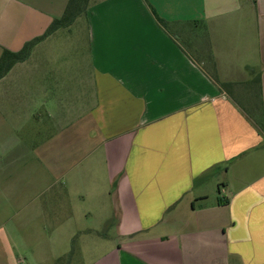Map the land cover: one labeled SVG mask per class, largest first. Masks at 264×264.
<instances>
[{"label": "crops", "instance_id": "crops-1", "mask_svg": "<svg viewBox=\"0 0 264 264\" xmlns=\"http://www.w3.org/2000/svg\"><path fill=\"white\" fill-rule=\"evenodd\" d=\"M54 17L49 0H0V49ZM77 22L79 69L56 73L61 28L0 79L5 264L23 263L26 225L56 259L77 231L99 237L85 264H264V0H90ZM92 216L116 236L76 227Z\"/></svg>", "mask_w": 264, "mask_h": 264}, {"label": "rangeland", "instance_id": "rangeland-1", "mask_svg": "<svg viewBox=\"0 0 264 264\" xmlns=\"http://www.w3.org/2000/svg\"><path fill=\"white\" fill-rule=\"evenodd\" d=\"M49 3H51V10L53 15H55L54 18H60L64 13L68 0H63V2H61V5L59 0H49ZM77 25L78 22L74 24L72 23L67 27H62V28H71L72 32L70 34H67L66 36L67 38H65V40L67 39L66 41L68 42L69 45L66 47L67 56L63 55V50H62L59 55L60 58H58V60L55 63L56 73L63 74L70 68H74L75 70H77L79 69V66L81 65L83 66L84 64L83 60L85 54H84V45H82L84 44V35L81 31L83 25L82 24H79L78 26ZM195 31H194L195 34L202 33L201 31H197V32ZM188 35L189 33L186 34L188 38L185 35H183L182 39L185 45L187 46V48L191 50L194 45V40L192 41V38H190L191 39L190 40ZM2 50L0 49L1 51L0 56L2 54ZM40 73L41 74L45 73V69H43ZM254 102H256L255 105L253 106L255 107V109L252 108V105L250 106L246 104V106L249 107V112L251 113L252 117L256 118L257 116L260 118V114H261L260 101L258 99L253 100L252 104H254ZM2 127H3V122H2V116L0 115V147L2 146L3 142L9 139L7 131L10 132V130L4 129ZM13 132L14 130H11V133ZM28 132H30V130L19 129L16 130L15 133L17 138L25 141L27 139L26 136H28L27 135ZM90 200L87 201V208L88 209L89 208L91 209V207L97 208L94 203L91 204L93 201ZM93 212H96V214L98 213V211L96 210H93ZM94 218H95L94 216L88 217L86 221L87 224L76 227H79L80 229L96 228L97 231L100 232L101 236L103 235H107L109 237L116 236V232H115L116 225H113V223L116 221L114 218L110 219L109 220L110 222L107 225L97 224L96 222H94L95 220ZM9 227L13 229L15 226L12 225ZM17 228H18L17 230L22 229L21 226H17ZM81 234L82 232L77 231V233L74 235V237L70 242L71 244L70 249L67 251V253L64 254L63 257L56 259V258H52L53 257L52 251L49 247L40 246V248L36 249V245L38 244V242L42 240L38 237V235H35V233H33V226L26 225L23 228V240L21 239L20 241H17L14 238V236L17 237V235L12 233L13 236L11 243L12 245L16 244L15 249H17L15 250L12 246V250L14 254H16L18 257L20 256L21 260H23L22 264H68V263L85 264L87 261L92 260L101 254V251L104 248V244H102L99 241V237H96L94 234H90V233L86 235L87 237L84 238L83 240H79V235ZM82 235L84 237V234ZM22 246L23 248L21 249ZM5 262H6V258L0 257V264H5Z\"/></svg>", "mask_w": 264, "mask_h": 264}, {"label": "trees", "instance_id": "trees-1", "mask_svg": "<svg viewBox=\"0 0 264 264\" xmlns=\"http://www.w3.org/2000/svg\"><path fill=\"white\" fill-rule=\"evenodd\" d=\"M89 1L90 0H68L63 15L60 18L52 19V21L49 23V25L46 27V29L41 35L36 36L30 39L29 41L25 42L22 48L18 51H10L8 49H3L2 54L0 56V79L9 71V69L15 63L25 60L28 57L32 47L36 43L46 38L48 35L52 34L57 29L71 25L77 17L83 15L88 7ZM159 23L162 26H166L165 22L162 20H159ZM193 57L194 56H192V58ZM211 78L214 82L218 83L220 87L227 88L228 84L220 83L215 78V76H211ZM236 99L239 100L238 98ZM255 103L256 102H254V104H251L253 109H255V107H253ZM244 109L247 111V109L249 108L246 107ZM246 113L250 117H252L249 111H247ZM258 125L260 126V131H264L263 126L261 124Z\"/></svg>", "mask_w": 264, "mask_h": 264}]
</instances>
